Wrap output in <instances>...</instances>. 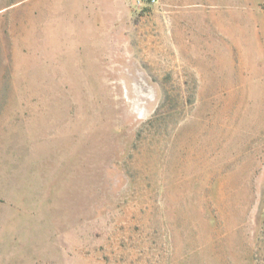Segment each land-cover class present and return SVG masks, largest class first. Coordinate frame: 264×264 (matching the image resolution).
<instances>
[{
	"label": "rangeland",
	"instance_id": "374dc122",
	"mask_svg": "<svg viewBox=\"0 0 264 264\" xmlns=\"http://www.w3.org/2000/svg\"><path fill=\"white\" fill-rule=\"evenodd\" d=\"M0 264H264V0H0Z\"/></svg>",
	"mask_w": 264,
	"mask_h": 264
},
{
	"label": "built area",
	"instance_id": "2783aa9c",
	"mask_svg": "<svg viewBox=\"0 0 264 264\" xmlns=\"http://www.w3.org/2000/svg\"><path fill=\"white\" fill-rule=\"evenodd\" d=\"M155 0H148L149 3L154 2Z\"/></svg>",
	"mask_w": 264,
	"mask_h": 264
}]
</instances>
